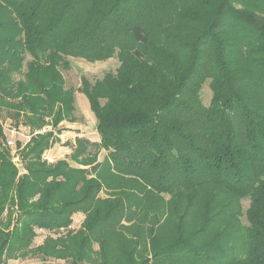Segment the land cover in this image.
<instances>
[{
  "label": "trees",
  "instance_id": "1",
  "mask_svg": "<svg viewBox=\"0 0 264 264\" xmlns=\"http://www.w3.org/2000/svg\"><path fill=\"white\" fill-rule=\"evenodd\" d=\"M114 57L115 73L65 88L70 59ZM75 93L99 142L42 161L77 121ZM3 110L53 130L17 144L21 174L0 127V223L17 213L0 264L76 213L101 264H264V0H0Z\"/></svg>",
  "mask_w": 264,
  "mask_h": 264
},
{
  "label": "rangeland",
  "instance_id": "2",
  "mask_svg": "<svg viewBox=\"0 0 264 264\" xmlns=\"http://www.w3.org/2000/svg\"><path fill=\"white\" fill-rule=\"evenodd\" d=\"M70 67L68 71L62 72L66 89L76 90L81 85L82 78H86L89 82L94 83L101 79L106 73H115L119 67L117 59L114 57L105 62L87 63L79 59H70ZM208 82L201 89L200 97L204 106H208L211 100V92L209 91ZM85 98V97H84ZM86 100V98H85ZM76 122L69 123L67 121L59 124L58 135L59 143L55 144L52 151L47 150L43 153L41 159L50 164H54L59 160H64L65 149L64 144L67 141L64 136H72V133L82 135L81 138L95 139L96 120L93 113L89 109L88 102H79L76 99ZM9 112L3 110L0 112V127H2L5 135V146L11 151L13 163L22 168L21 161L17 157V144L21 147L29 142L31 137L37 133H43L53 130L51 126L43 128L40 132L31 133L28 127L21 125L16 126L15 121L7 118ZM57 132V129H54ZM60 136V137H59ZM62 138V139H60ZM10 142L11 144H8ZM105 152L100 151V160L104 157ZM69 156V155H68ZM66 156V158H68ZM98 157V158H99ZM72 167H79L78 164L71 162ZM21 174L24 173L20 172ZM244 208H247L248 202H243ZM17 213L13 209H6L2 215L0 226L6 230H12L17 221ZM84 215L82 213L75 214L72 217V224L66 229H40L33 228V235L29 238V242H21L20 240L12 241L11 248L4 260L3 264H71L78 261L79 264H101L97 255L98 246H82L81 240L84 237L82 223Z\"/></svg>",
  "mask_w": 264,
  "mask_h": 264
},
{
  "label": "crops",
  "instance_id": "3",
  "mask_svg": "<svg viewBox=\"0 0 264 264\" xmlns=\"http://www.w3.org/2000/svg\"><path fill=\"white\" fill-rule=\"evenodd\" d=\"M76 99H77V101L81 102V104L84 101L86 102L84 96H82V94H79V93H76ZM64 137L66 138L67 141H70V142L73 143L76 138H81L82 135H79L77 133H72V136L71 137H69L68 135H66ZM60 139H62V138H60ZM86 139L89 140V141H91V142H96V143L99 142V136H98V134H97V136H96L95 139H92V140L89 139V138H86ZM61 148L65 149V154L64 155H65V158H66V156H68L70 154L71 150L68 147H61ZM50 151H52V149H50ZM98 160L100 161V157L98 158ZM76 214H79V213H76ZM76 214H75V216H76Z\"/></svg>",
  "mask_w": 264,
  "mask_h": 264
},
{
  "label": "water",
  "instance_id": "4",
  "mask_svg": "<svg viewBox=\"0 0 264 264\" xmlns=\"http://www.w3.org/2000/svg\"><path fill=\"white\" fill-rule=\"evenodd\" d=\"M18 169H19V172H23V169H21V167H19Z\"/></svg>",
  "mask_w": 264,
  "mask_h": 264
},
{
  "label": "built area",
  "instance_id": "5",
  "mask_svg": "<svg viewBox=\"0 0 264 264\" xmlns=\"http://www.w3.org/2000/svg\"><path fill=\"white\" fill-rule=\"evenodd\" d=\"M8 144H11L10 142H8Z\"/></svg>",
  "mask_w": 264,
  "mask_h": 264
}]
</instances>
